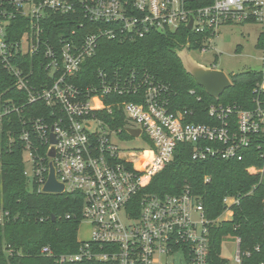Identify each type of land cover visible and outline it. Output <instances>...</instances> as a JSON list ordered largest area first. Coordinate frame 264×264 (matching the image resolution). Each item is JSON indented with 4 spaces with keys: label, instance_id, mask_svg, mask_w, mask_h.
Instances as JSON below:
<instances>
[{
    "label": "built area",
    "instance_id": "1",
    "mask_svg": "<svg viewBox=\"0 0 264 264\" xmlns=\"http://www.w3.org/2000/svg\"><path fill=\"white\" fill-rule=\"evenodd\" d=\"M57 13L90 24L85 27L80 19L89 32L80 38L73 31L59 52L45 25ZM17 22L27 25L16 37ZM244 23L261 25L264 35V0H0V73L9 72L22 94H0V119L11 113L22 116L26 167H32L26 175L42 181L45 166L36 159L45 146L48 167L52 161L64 192L84 195L80 227L90 226L88 238L78 239L77 252L54 256L46 246L43 255L54 256L56 264H210L211 220L201 198L188 189L160 196L145 188L172 161L180 143L193 144L197 160H242L245 151L256 147L263 163L247 170L264 181V77L255 87L253 107L211 105L209 123L191 122L187 111L171 110L163 85L148 77L139 81L134 71L125 76L100 71L98 83L84 88L75 79L101 38L188 30L196 43L201 39L198 48L185 47L190 53L211 48L221 27ZM27 55L36 57L51 83L36 75L35 61L28 64ZM123 95L129 97L118 99ZM120 113L124 124L115 126ZM137 129V136L129 132ZM140 138L147 149L132 151L118 144ZM238 203L234 196L225 197L219 220L232 219ZM237 240L236 262L242 264Z\"/></svg>",
    "mask_w": 264,
    "mask_h": 264
},
{
    "label": "trees",
    "instance_id": "2",
    "mask_svg": "<svg viewBox=\"0 0 264 264\" xmlns=\"http://www.w3.org/2000/svg\"><path fill=\"white\" fill-rule=\"evenodd\" d=\"M80 19L85 22V27H89L87 20L75 15L57 13L47 19V33L55 39L58 52L73 31L80 38L87 35L89 29L80 25ZM26 25L27 22L15 23L16 37L23 33ZM193 38L188 30L154 32L138 39L101 38L96 54L85 61L75 82L84 88L98 83L100 71L109 74L117 71L122 76L134 71L139 81L148 77L163 85L162 92L169 108L187 111L188 120L195 123L211 122L208 110L214 104L253 107L254 90L263 79L264 70L250 69L230 74L232 86L217 100L185 71L178 56V51L185 47H199L201 39L196 43ZM257 47L264 48L262 34ZM32 59L35 61L36 57L26 56L28 64ZM33 64L36 75L51 83L41 63L35 61ZM14 83L15 78L9 72L1 71L0 94L7 92L6 97L22 95ZM144 90L141 88L140 92ZM117 97L123 100L129 96ZM105 101L110 103L112 99L107 96ZM100 113L111 116L103 111ZM113 124H124L121 113ZM26 128L22 116L17 113L0 119V264H56L54 256L75 253L79 249L78 231L85 199L80 192L57 194L41 190L49 168L43 145L36 159L45 166L42 167V181L37 175L31 181L26 175V143L21 139ZM193 147L190 143H180L172 161L153 176L145 188L146 193L164 196L188 189L201 198L211 220L210 264L227 263L222 256V244L228 236L240 238V250L244 253L242 264L264 263V181L247 170L251 165L261 166L263 163L256 147L245 151L242 160L221 157L197 160L193 158ZM38 168L41 167H33V170ZM227 196L238 198L239 203L233 206L232 219L221 221L219 218L225 210L224 198ZM46 246L54 256L41 253Z\"/></svg>",
    "mask_w": 264,
    "mask_h": 264
},
{
    "label": "rangeland",
    "instance_id": "3",
    "mask_svg": "<svg viewBox=\"0 0 264 264\" xmlns=\"http://www.w3.org/2000/svg\"><path fill=\"white\" fill-rule=\"evenodd\" d=\"M262 32L257 23L227 25L220 28L207 51H191L192 57L201 64L225 71L228 75L246 70H264V48L257 47ZM118 144L130 148H148L143 139L118 140ZM32 172V167H27ZM90 226L83 223L78 231V239L88 238ZM238 240L228 236L222 244V256L226 264H238L236 255Z\"/></svg>",
    "mask_w": 264,
    "mask_h": 264
},
{
    "label": "water",
    "instance_id": "4",
    "mask_svg": "<svg viewBox=\"0 0 264 264\" xmlns=\"http://www.w3.org/2000/svg\"><path fill=\"white\" fill-rule=\"evenodd\" d=\"M191 26L192 22L189 27ZM178 56L185 71L196 80L199 86L204 88L209 96L219 100L225 90L232 86L231 78L225 71L199 63L192 57L187 48L179 50ZM129 132L137 136L140 130H129ZM52 142H55L54 136H52ZM49 156H55L54 149L50 150ZM42 191L45 193H64V184L57 180L56 169L52 161L50 162L48 178L42 187Z\"/></svg>",
    "mask_w": 264,
    "mask_h": 264
}]
</instances>
